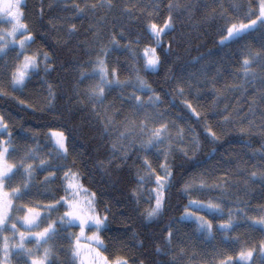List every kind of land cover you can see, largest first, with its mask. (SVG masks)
I'll return each instance as SVG.
<instances>
[{"label":"trees","instance_id":"obj_1","mask_svg":"<svg viewBox=\"0 0 264 264\" xmlns=\"http://www.w3.org/2000/svg\"><path fill=\"white\" fill-rule=\"evenodd\" d=\"M260 1L24 0L22 23L32 36L28 48L38 57L26 86L12 90L16 55L0 53V70L10 66L7 79L0 73V114L11 120L5 122L11 136L19 134L12 153L30 131L29 140L49 147V165L77 176L91 193L95 212L107 216L101 237L109 259L123 264H240L238 255L251 250V264H263L264 26L221 43L231 24L248 22L244 17L249 12L256 13L251 19L258 16ZM169 20L172 27L158 47L150 26L163 28ZM151 48L161 63L146 70L145 50ZM98 59L134 91L139 76L159 97V110L186 128L187 145L180 138L162 155L136 142L120 149L113 129L117 117L106 102L122 113L128 108L113 89L104 92L102 103L93 99L91 90L100 83L93 72ZM54 129L64 133L66 152L58 153L53 144ZM165 167L172 174L166 202L161 214L149 220L156 177L165 175ZM192 176L195 185L188 184ZM62 179L35 183L38 192L49 186L54 195ZM211 200L249 214L223 230L225 236L207 238L180 217L190 201ZM54 245L51 264H75L65 234Z\"/></svg>","mask_w":264,"mask_h":264},{"label":"rangeland","instance_id":"obj_2","mask_svg":"<svg viewBox=\"0 0 264 264\" xmlns=\"http://www.w3.org/2000/svg\"><path fill=\"white\" fill-rule=\"evenodd\" d=\"M24 0H21V10ZM261 1L259 4L258 10H260ZM259 16V14H258ZM257 16V17H258ZM256 17V18H257ZM7 18V19H6ZM254 18V19H256ZM10 17L4 13H0V36L4 39H0V48H3L0 53L7 54L8 52L14 53L16 55V67L24 63L25 56L34 58L37 63L35 68L28 69V78L31 71L36 70L38 67V57L28 48V44L23 50L19 47V41L28 36L27 33L20 35L19 33L15 36H8V32L11 31L12 24L9 23ZM22 22V21H21ZM248 23V22H246ZM227 36V33L224 37ZM222 39V38H221ZM102 60V59H98ZM98 60L94 61L93 72L97 76L100 82L99 69L100 65L97 63ZM107 73V80L109 82L118 81L115 77V74L105 68ZM120 83V87L113 85L112 87L105 88V92H108L110 89H113L116 94H118V99H122L123 103H126L128 112L122 113L118 110H114L109 100H107V109L111 112L113 116H116L115 126L113 129L117 131L116 141L118 142V147L122 150H128L133 146V143H138L141 146H147L154 134L157 131L162 133L163 143L157 144L154 147H151L157 154L162 155L169 143L175 144L180 143V138L183 139L182 146H186L189 141V133L186 128H181V126L176 125L172 118L164 115L158 108L157 102H151L150 99L157 97L152 91L145 89L143 91L139 90L140 85H135L136 90L132 88L133 85ZM136 97H140L142 102V107L139 109L136 107L137 100ZM105 104V105H106ZM104 106V105H103ZM108 111V112H109ZM0 114V146L4 148L12 149V141H16V146L18 144L19 134H16V138L11 136L9 130L6 132L3 131L6 123H10L11 120L5 115ZM160 117V118H158ZM4 119V121H3ZM166 129V131L164 130ZM27 132V133H26ZM61 130L54 129L50 130L51 138L53 144L56 146L55 141L56 137L53 136V133H60ZM26 140L24 145L20 144V148H17L14 152L15 155L10 152L6 156V160L9 164L14 165V174L10 180L4 181V187L2 191L6 193V198L11 200V207L8 209L9 215L12 219L7 221V229L5 231H0V249L3 248L4 238H8L9 245V255L5 258L3 251H0V261H4L5 264H33L34 261H40L42 264H49L55 253V238L60 236V234H65L72 243L73 246V257L75 259V264H118L119 260L109 259L106 257L103 247L104 243L101 237V233H98L100 241L103 244V247L98 246V244L91 240L93 233L96 232V229L93 227L86 228L83 236H80V228L78 222L76 225L67 226V225H57L56 234L52 235L46 242L37 243V240L34 238L33 234L38 231H42L43 228L47 227V224L51 221H59L60 217L64 216L65 212L69 209L67 205L64 204L60 206L57 204L58 201H61V198L64 197L66 200L70 199L73 204H77L87 211L88 202L92 203V195L87 191L84 186L81 185L77 176L70 172L67 176V179L60 180L61 188H58V191L53 195L52 191L48 189L49 186L43 188V192H38V186L35 182H50L58 183L60 177L66 176V169L59 167L53 168L49 165L48 161L52 159L49 152V147L41 144H37L35 141L29 140V137L33 134L30 131H25ZM65 136V135H64ZM10 141V143H8ZM66 143V137H65ZM145 150L148 147H144ZM41 162H44L45 167L41 168ZM31 167V175H28L25 172V168ZM69 183L74 185V188L65 192V189L68 188ZM189 185L196 184V178L192 176L188 183ZM47 185V184H46ZM17 189L20 190L21 195L19 197L14 196L13 192ZM202 204H219L222 208V214L216 212H208L206 209L198 210L196 208H189L188 212L196 213V215L202 216L204 221L212 225L211 232L201 229L200 232L207 238H212L213 236L221 233L222 236L226 235V232L220 229L222 223H227L229 221V212L232 213V222L235 223L237 220H243L245 216L249 214L247 210L237 209L233 206H228L223 201L211 200L210 202L203 203L201 201H196ZM50 205H57L54 210L49 209ZM189 205V203H188ZM33 208L40 213L42 217H45V220L40 223L38 228H28L23 223V217L28 214L27 209ZM262 213V210L259 211ZM96 214V213H95ZM98 215V214H97ZM215 215H219L218 219L214 218ZM181 220L189 221L193 223L198 230L197 221L194 216H186L185 211L180 217ZM16 223L17 231L11 229V225ZM20 232H25L26 239L24 243V250L19 251L16 248V245L21 243ZM79 237V247H77V238ZM264 244V240L263 243ZM45 249L48 250V255L45 257ZM251 250H246L243 253L246 256L244 261H241V253L238 255L237 260L240 264H251L253 252L251 257H247V253ZM29 252L31 254H29ZM78 253V254H77ZM52 255V256H51ZM263 253L260 254L262 257ZM60 257L58 256L57 259ZM258 259V258H257ZM264 264V259L261 260Z\"/></svg>","mask_w":264,"mask_h":264},{"label":"snow or ice","instance_id":"obj_3","mask_svg":"<svg viewBox=\"0 0 264 264\" xmlns=\"http://www.w3.org/2000/svg\"><path fill=\"white\" fill-rule=\"evenodd\" d=\"M171 7L172 6L170 5V10ZM0 13H4L8 17H10L9 23L12 24V28L11 31L8 32L7 34L8 36L15 37L18 33L20 35H23L24 33L29 32L28 27L21 22L23 19L21 13V0H0ZM253 15H256V13L249 12V14L244 17V19H248V23H240L239 25L233 23L231 24L230 27H227V36L222 38L221 43L223 44L225 42H230L234 39L242 38L245 35H247L249 32L254 31L257 28V26H264V0H261L259 16L256 19H251L250 17ZM150 27H151V36L155 39L156 45L158 47H162L161 36L167 30L171 29L172 25L170 20L165 22L163 28H158L156 24H152ZM0 39H4V37L0 36ZM31 40H32L31 35H28L26 38L21 39L18 42L21 50H23ZM2 50L3 48H0V51ZM145 58H146V70L148 67L155 70L158 64L161 63L160 57H158L156 54V48L146 49ZM36 63L37 61L34 58L25 56L24 63L17 66L15 71L12 72L10 87L12 88L13 91H17L20 88L26 86V77L28 75V69L35 68ZM45 63H47V56L45 57ZM97 63L100 65V69H99L100 83L99 85H97V88L99 90L97 91V88H93L91 90V94L94 100H98L102 103L104 98L103 94L105 92V88L106 87L110 88L113 85H115L116 87H120V83L119 81L109 82L107 80L106 70L103 67L104 61L98 60ZM247 63L248 61H245V64ZM9 68H10L9 65H4L3 69L0 70V73H2V76L5 79H7L8 77ZM136 80L137 83L140 85L139 90L143 91L146 87L144 82L140 79L139 76H137ZM136 100H137L136 107L139 109L143 105L142 102L140 101V97H136ZM158 101H159V97H153L150 99V103L158 102ZM0 123H2V119H0ZM164 130L166 131V129ZM3 131L6 132L7 128L5 127ZM53 136L56 137L55 144L58 153L66 152L67 149H66L64 133L63 132L53 133ZM193 142L195 143V138ZM8 143H10V141ZM160 143H163L162 133L160 131H157L154 134L151 141L149 142V144L147 146L142 145V147H154L155 145ZM11 151L14 150L0 146V231H5L8 227L7 221L12 219L8 211V209L11 207V200L7 199L6 198L7 194L2 191L4 187V181L10 180L12 178V175L14 174V165L9 164L6 160V156ZM40 167L41 168L45 167L44 162H41ZM31 171L32 169L30 166L25 168V172L28 175H31ZM67 176L68 174L66 173L65 176L66 179ZM171 176L172 174L169 172L167 167H165V175L156 177L157 186L153 190L156 192L155 206L147 214V218L149 220L161 214L164 204L166 202V197L164 196V193L168 191V188L171 185ZM148 179H150V177ZM143 180L144 178H141V182H143ZM71 188H74V185L72 183H69L68 188L65 189V192H68V190ZM13 195L19 197L21 195L20 190L17 189L16 191H14ZM149 199L150 200L152 199L151 194H149ZM57 204L60 206L66 204L69 210L65 212L64 216L60 217L59 221H51L47 224V227L43 228L42 231H38L33 234L38 244L46 242L52 235L56 234L58 224L72 226V225H76L78 222V226L80 228V236H83L86 228L93 227L96 229V232L93 233L90 239L95 241L98 244V246L103 247V244L100 241V237L98 233H101L105 229L107 224V216L101 218L99 215L95 214V210L92 208L91 202H88L87 211H85L83 207L77 204H73L70 199L66 200L64 197H62L61 201H58ZM56 206L57 205H50L49 206L50 211L54 210ZM189 208H196L198 210L206 209L208 212H216L221 214L223 211L219 204H212V203L205 205L196 201H190L189 205L186 206L185 209L186 216H194L197 221L198 230L204 229L207 230L208 232H211L212 225L204 221V218L202 216L196 215V213L188 212ZM27 212L28 214L23 217V223L28 228H38L40 226V223L45 220V217H42L40 213L33 208H28ZM231 217H232V213L229 212V221L227 223H222L220 225L221 230L226 231L234 226ZM260 223L264 224V220L260 221ZM11 229L14 232L17 231L16 223H13L11 225ZM19 235H20L21 243L19 245H16V248L19 251H23L24 250L23 242L27 237L25 232H20ZM169 235L171 237L172 234L170 233ZM7 241L8 238L5 237L3 248L0 249V251H3L5 258H7V256L9 255V245ZM77 247H79V237L77 238ZM261 248L264 249V244L261 245ZM29 254L31 253L29 252ZM47 255H48V250L45 249V257H47ZM251 256H252V252L250 251L247 253V257H251ZM240 259L241 261H244L246 259V256L243 252L241 253ZM0 264H5V262L0 261ZM33 264H42V262L34 261ZM118 264H123V262H118Z\"/></svg>","mask_w":264,"mask_h":264},{"label":"bare ground","instance_id":"obj_4","mask_svg":"<svg viewBox=\"0 0 264 264\" xmlns=\"http://www.w3.org/2000/svg\"><path fill=\"white\" fill-rule=\"evenodd\" d=\"M197 235V234H196Z\"/></svg>","mask_w":264,"mask_h":264}]
</instances>
